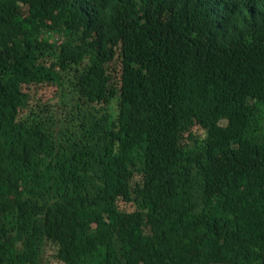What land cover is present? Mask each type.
Listing matches in <instances>:
<instances>
[{
	"label": "trees",
	"instance_id": "trees-1",
	"mask_svg": "<svg viewBox=\"0 0 264 264\" xmlns=\"http://www.w3.org/2000/svg\"><path fill=\"white\" fill-rule=\"evenodd\" d=\"M0 264H264V0H0Z\"/></svg>",
	"mask_w": 264,
	"mask_h": 264
},
{
	"label": "clouds",
	"instance_id": "clouds-1",
	"mask_svg": "<svg viewBox=\"0 0 264 264\" xmlns=\"http://www.w3.org/2000/svg\"><path fill=\"white\" fill-rule=\"evenodd\" d=\"M106 24H108V21L107 22H104V23H101V24H96V25L88 26L86 30L88 32H94L95 33L98 29L103 28V26L106 25ZM92 27H93V29H92ZM78 124H85V123L83 121H78L77 122V125Z\"/></svg>",
	"mask_w": 264,
	"mask_h": 264
}]
</instances>
